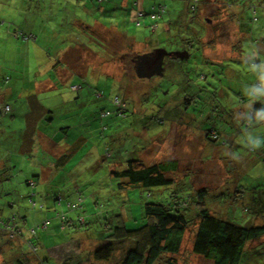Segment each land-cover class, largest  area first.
Returning <instances> with one entry per match:
<instances>
[{
  "label": "rangeland",
  "instance_id": "1",
  "mask_svg": "<svg viewBox=\"0 0 264 264\" xmlns=\"http://www.w3.org/2000/svg\"><path fill=\"white\" fill-rule=\"evenodd\" d=\"M10 1L12 3L9 6L0 9V12L6 9L9 14V16H0V67H4L1 77L2 83L8 81L4 79V76L8 75L10 83L17 81L19 84L20 78L16 70L26 68L30 72L29 67L33 65L32 51L35 38L28 36V32L22 34L20 30L22 27L18 26L23 17L19 11L22 0L20 2ZM127 1L131 8L123 7L121 4L118 6V0H89L95 6H105L107 17H110V13L114 10L113 17L117 21L120 20L118 23L123 27L125 24L122 20L128 18L127 26L131 30L130 34L137 38L134 49L139 53L163 47L168 51L178 52L179 54L175 56H180L184 51L187 52V47H190L188 48L190 50L188 60L183 58L184 56L171 60V64L175 63L174 65L182 68L185 74H182L177 67L168 71V65L165 63L169 62V58H165L164 65L168 80L175 74L181 77L173 78L175 82L170 85H165V77L157 76L150 79H139L141 81L138 80L139 82L131 84L124 73L119 81H106L103 84L105 81L99 80L97 86L86 87L80 95L84 94L89 100V113L83 112L84 114L87 112L89 125L85 123L81 115L64 117L65 108L58 103L62 87L55 88L54 91L58 92L53 95L57 97L45 99L46 104L55 110L56 115L48 114L52 117L49 126L56 129L65 125L66 122L70 123V135L76 138L79 134H83L84 139L76 145L71 157L57 169L54 177L55 170L50 176L43 178L44 182H40L37 176H30L34 173L27 172V164L33 162L34 157L26 154V157L22 156V158L27 160H19L9 171L16 173L17 169H21L19 176H30L34 183L12 181V178L10 180L12 182L0 181V264H17L19 260L41 264L40 256L46 258V255L47 264H55V259L59 260L62 258L61 255L67 259L73 258L75 261L79 258V262L84 259V264H97L90 253L102 244L115 240L111 237L115 225V214L122 215L127 229L137 228L143 220L144 202H167L168 190L175 187V185L169 188L134 186L121 191L108 175L109 168L118 169L120 167L117 166L118 163H121L123 167L127 160L139 159L141 156H144V161L148 156L150 159L148 163L164 158H176L178 172L172 173L175 181H179L182 176L187 179L190 177L191 184L196 187L201 184L200 175L208 178V181L213 184L220 181L219 178L223 179L226 174L223 173L225 165L223 166L218 160L219 157L217 159V149L214 150L216 155L210 157L212 155L210 144L205 141V146L201 145L203 140L197 132V130L204 131L206 128L204 124L209 123L205 119L198 118L197 112L201 108L204 95L211 91L218 101L225 104L224 108L221 107V115L217 119L223 118L227 124L232 121V127L226 129V132L234 138L235 145L232 154L237 157L233 162L225 163L228 171L234 174L233 178L235 175L238 177L237 180L241 185L247 187L264 181V165L258 161L259 157H257V154H261L262 147L251 150L249 142L237 143L238 138L243 134L248 135L249 133L250 137L264 134V128L260 129L259 123L247 128L241 123L239 117L245 113L248 103H241L237 92L246 89L244 93H247L248 83L252 84L256 78L264 81L262 75L256 76L254 72L255 68L261 73L264 71V53L254 56L257 47L255 39L257 38H247V35L239 38L241 35L237 33L236 6L241 0ZM2 2L5 3L4 0ZM249 3H251L250 0H244L243 4ZM29 4L26 3V7ZM80 12L85 15L89 14L82 8ZM206 18L210 19L206 20ZM258 18L261 20L260 24L264 26V19L260 16ZM28 21L32 25L34 17L29 18ZM17 27L20 29H16ZM168 27L171 28V34L167 31ZM251 28L254 29L250 32L256 34L255 24H252ZM144 31L147 34L151 32L153 37L151 41L139 46V34ZM170 35H173L171 43L176 41L174 37L182 39V41L177 40L178 44H174L172 49L167 48L170 46H167L165 40L163 41L166 36ZM191 35L196 39L192 45H189L193 40ZM90 39L95 40L92 37ZM43 41L37 39L36 44L44 46ZM96 42L99 43V40L96 39ZM122 42L123 37H120L118 47L122 48ZM95 49L104 53L106 58L108 57L99 46H95ZM249 55L252 56L250 59L255 57L257 66H249L250 73H247L244 70V62ZM72 62H77L76 55L72 58ZM128 74L134 77L131 70ZM188 78L190 86H187ZM159 79L161 80L157 82ZM72 83L79 84L76 80ZM165 87H169L171 92L178 89L181 93L186 90L197 91L198 96L190 104H187L189 102L187 98L181 97L170 98L165 104ZM19 97L18 90L12 95L3 97L4 101L0 100V112L5 104L12 105L14 100L19 101ZM119 103L126 105L123 114L116 110L115 105L120 106ZM81 104L82 102L79 106ZM101 111L106 112L107 115H101ZM4 113L2 124L7 130V146H9L16 140L14 129L18 130L24 126L20 115L22 110L17 109ZM233 115L236 118L232 119ZM162 118H165V123L160 121ZM5 119H11V124L3 123ZM217 123L220 124V121L217 120ZM46 124V120L39 123L43 128ZM2 144L1 142L0 150ZM146 144L149 145L144 151L142 149ZM224 147H231V143L224 144ZM10 156L14 164L15 160L11 154ZM206 157H210L209 160H204ZM112 161L115 163L113 164ZM28 168H30L29 165ZM187 172L193 174L185 175ZM210 182L205 183L214 186ZM1 187L13 190L1 193ZM15 187L17 190L21 189V192L14 191ZM17 193L20 197H16ZM80 199L83 202L81 208H73V204L69 206L68 202L75 204ZM11 200H14V208H10L7 204L12 202ZM210 208L213 212H219L221 216L223 212L225 213V209L219 210L216 201L211 203ZM233 208L236 215L244 213L238 202H233ZM109 225L113 227L109 229ZM11 231H19L21 234L16 236ZM192 231L193 225L188 227L180 250L174 255L177 264H213L210 259L192 253ZM64 240L70 242L65 245L67 247H56L55 244L61 245L60 242ZM72 240H76L77 243ZM257 242L250 243L248 247H254ZM129 243V239L115 241L112 258L104 262L100 261L99 264H118L120 256L126 247H129Z\"/></svg>",
  "mask_w": 264,
  "mask_h": 264
},
{
  "label": "trees",
  "instance_id": "2",
  "mask_svg": "<svg viewBox=\"0 0 264 264\" xmlns=\"http://www.w3.org/2000/svg\"><path fill=\"white\" fill-rule=\"evenodd\" d=\"M250 1L253 3L252 0ZM240 3H244V0H241ZM251 3L246 4L250 12L247 13L248 17L246 18L248 19L250 17L249 20L246 21L247 23L249 22L248 37L258 38V33L252 34L250 32L251 29H254L251 28L252 24H255L256 30L258 28V14L257 11H255L257 6L255 7L254 4ZM121 5L123 4L121 3ZM123 7L131 8V6L128 5H123ZM163 9L164 8L162 7V10ZM105 15H107V13H105ZM208 19L210 18H206V20ZM122 23L124 22L122 21ZM167 31L170 33L171 28L168 27ZM91 33L90 35H92ZM172 36L173 35H170L169 37L166 36L163 39V41L165 40L167 42V46H170L167 48L170 49H172L174 44H178L177 40L182 41L181 37H174L176 41L171 43ZM91 37L92 36H90V38ZM152 37L153 35L151 32L147 34V32L144 31L139 35V41L146 44L148 41L152 40ZM190 37H192L193 40L189 45H192L196 37L193 35ZM256 44L257 47L254 56L255 54L262 53L258 47L259 43L257 42ZM188 48L190 47H187V52L184 51L183 53V58H186V60L189 59L190 55V50ZM177 54L179 53L177 52ZM251 57L252 56L249 55L244 62V70L247 71V73H250L249 66H257V60L255 57L250 59ZM179 58L180 56H177L176 60ZM174 64H172L173 66L168 67V71L177 67L182 74H185L182 68H179V66ZM254 72L256 76L262 75L264 77V71L261 73L259 69L255 68ZM164 77L165 85H170L175 82V80L173 81V78L179 77V75L175 74L168 80V74L165 73ZM160 80L161 79L157 80V82ZM189 81L188 78L186 80V82H188L187 86H190ZM262 84H264V81L262 82L260 79L256 78L252 84L248 83L247 93L242 92L243 90L237 92L241 103L250 104L247 106L248 109H245V113L239 115L241 123L247 128L254 126L257 123H259L258 125L260 126V129L263 128L262 125L264 124V119L258 117L256 113L258 109H264V99H255L258 95L256 89ZM79 86L81 87V85ZM244 90L246 91V89ZM128 91H130V88H128ZM196 96H198L197 91L193 92L186 90L181 93L178 89L171 92L169 87H165V104H167V101L170 98L177 97L183 99L187 98L189 101L187 104H190ZM204 96L205 98L201 100V108L198 110L197 116L198 118H201V120H207L209 123L204 124L206 127L204 131L197 130V132L200 133L201 139L203 140L201 145L203 144V146H205V141L210 144V152L212 153L210 157L216 155L214 150L217 149V159L219 157L218 160L222 162L223 166L225 165L223 173L225 172L226 174L223 179L221 177L219 178L220 181L214 182L213 184L208 181V178H204V176L200 175L201 184L196 187L191 184V181L189 180L190 177L187 179L185 176H182L179 181H175L172 173L178 172V161L176 158H164L149 164L143 162L141 159H130L125 162L123 167H121V163H118L117 166H120L118 169H116V167L109 168L108 175L110 179L121 191L130 189L134 186H141L143 188L165 186L166 188H169L170 186L175 185V187L168 190L167 202H144L143 220L137 228L127 229L124 225V218L122 215L115 214L114 227L109 225V229L113 227V234L111 237H114L113 239L115 240H113V242L110 240V242L102 244L90 253L95 263L99 264L102 261L104 262L112 258L111 254L114 250L113 243L115 241L129 239V247H126L122 256H120L118 264H177L174 255L179 252L184 234L188 227L193 225L192 253L210 259L213 264H250L249 262L251 260V264H264V181L263 183L256 184L252 187H247L241 185L239 180H237L238 177L235 175L233 178L234 174L228 171L225 163L233 162L237 157V155L232 154V149L235 145L234 138L229 132H226V129L232 127V121L227 124L223 118L217 119L221 115V107L224 108L225 104L218 101L212 91ZM119 105L120 106L115 105L116 110L123 114L125 110L124 106L126 105L125 103H119ZM9 111H11V105L5 104L2 108V112H0V126H2V117L5 115L4 112ZM239 111L241 114V110ZM100 114L107 115L104 111H101ZM234 118L236 117L233 115L232 119ZM161 120L165 123V118L160 119V121ZM217 120L220 121V124L217 123ZM215 121L217 125L215 124ZM48 129L54 130L55 128L50 127L46 130ZM261 137L263 138L264 135L257 136L256 138ZM249 138V133L248 135L243 134L238 138L237 143L240 144L247 141L250 145ZM228 142L231 143V147H224V144L227 145ZM147 145L149 144L144 145L142 150L145 151ZM249 148L252 150V147ZM260 152L261 154H257V157H259L258 161L264 165V146H262ZM210 157H206L207 159L205 158L204 160H209ZM112 163L114 164L115 162L112 161ZM187 173L185 175L191 176L193 174L190 172ZM2 180L4 179H1L0 177V181ZM28 181L32 184L34 183L31 177L27 179L26 183ZM205 182H210L214 186L206 184ZM7 192L8 191L1 187V193ZM11 201L14 205L9 206L10 208H14V200ZM213 201H216L220 211L225 209V213L223 212L222 216L218 214L219 212H213L212 208H210ZM78 202V204L71 202H68V204L69 206L73 204V208H81V204L83 203L82 199ZM233 202H238L240 204L241 210L244 211L242 215L234 214L235 209L233 208ZM11 232L12 234L15 233L16 236L21 234L19 231ZM257 241L261 242L258 243ZM72 242L77 243L76 240H72ZM254 242H257V245L252 248L248 247L250 243ZM45 257L47 259L41 256V264L42 262L47 264L48 257ZM17 264L30 263L19 260ZM55 264L58 263L55 262Z\"/></svg>",
  "mask_w": 264,
  "mask_h": 264
},
{
  "label": "crops",
  "instance_id": "3",
  "mask_svg": "<svg viewBox=\"0 0 264 264\" xmlns=\"http://www.w3.org/2000/svg\"><path fill=\"white\" fill-rule=\"evenodd\" d=\"M16 1L20 2V0ZM4 2L0 0V5H2L0 9L12 3L10 0H4ZM252 2L255 7L257 6V10L255 9V11H257L258 16L264 19V0H252ZM26 3H30L28 7H26ZM121 3L125 6L128 5L127 0H118L117 4L120 5ZM113 7L115 9L116 4ZM81 8L85 9L89 14L85 15L83 12H80ZM105 10V6H95L89 0H22L19 11L23 14V17L21 24L18 25L22 28L17 27L16 29H20L22 34L28 32L30 35H33V39L35 38L32 51L33 65L27 63L30 65V72L26 68L16 70L19 74V84L21 85L17 81L10 83L8 75L4 76V79L8 81L2 83L1 76L4 67H0V100L18 90L20 99L19 101H13L14 104L11 105V110H22L20 115L24 125L18 130L17 128L14 129L16 140L9 146H7V130L3 124L0 126V143H3L0 150L1 179L11 180L12 178V180L26 183L28 177L37 176L40 182H44L43 178L50 176L53 170H55L53 177L55 176L57 169L71 157L76 145L84 139L83 134H79L76 138H73L70 135L71 124L67 122L57 129L46 130L50 128L49 121L52 119L51 116L56 115L55 110L46 104L47 101L45 99L55 96L53 93L58 92L54 91L56 87H62L59 92L58 103H61L65 108L64 117L74 116L75 114L81 115V118L83 119L84 117L85 123L89 125V117L87 115V112L89 113V100L84 94L80 96L86 87H90L91 85L97 86L98 81L101 79L105 81L103 84L106 81H119L122 73L129 79L131 84L141 81L139 80L141 78L126 74V65L123 66L121 64L122 60L120 58L123 51H128L126 55L129 57L131 56L130 54L139 53L138 50L134 49L137 38L135 35L130 34L131 30L127 26L128 18L122 20L126 23L123 27L118 23L120 20L117 21L113 17L115 15L114 10L110 13V17L105 15ZM248 12L249 9L246 5L238 3L236 6L237 33L241 35V38L244 35H247L248 38L249 35V22H246L250 18L246 19ZM0 16H9V14L5 9L0 12ZM31 17H34L32 25L28 21ZM260 21V18H258L257 33L259 39H255V42L259 43V50L264 53V26L260 24ZM90 36L95 40H91ZM120 37H123L122 48L118 47ZM37 39L44 40L43 43L45 45L36 44ZM96 39L99 40V43L96 42ZM138 42L139 46L144 44L139 39ZM95 46L102 48L108 57L106 58L104 53L96 50ZM27 52L29 59L30 48ZM75 55L77 62L73 63L72 58ZM75 80L79 82L78 85L72 83ZM72 85L75 86L74 90ZM81 102L82 104L79 106ZM247 105L249 106L250 104L248 103ZM84 111H87L85 112L86 114L83 113ZM42 120L47 121L44 128L39 125ZM10 122L11 119L3 121L7 125L11 124ZM262 127L264 128V126ZM10 154L15 160L14 164ZM26 154L34 157L33 162L27 164V172H30V174L33 172L34 175L20 177L19 172L21 169H17L16 173L9 171L19 160L26 161V158H22V156L26 157ZM143 158L144 156H141L139 159L149 164L148 161L150 159H148V156L145 161ZM28 165L30 168H28ZM36 165H38L37 168H35ZM4 190L11 191L12 189L4 188ZM14 191L21 192V189L17 190V187H15ZM16 195V197H20L19 193ZM7 204L10 206L14 205L13 202ZM63 242H61V245L55 244L56 247H67L65 245L70 243ZM61 257L59 260L55 259L58 264L85 263L84 260L79 262V258L78 261H75L73 258H64L63 255Z\"/></svg>",
  "mask_w": 264,
  "mask_h": 264
},
{
  "label": "water",
  "instance_id": "4",
  "mask_svg": "<svg viewBox=\"0 0 264 264\" xmlns=\"http://www.w3.org/2000/svg\"><path fill=\"white\" fill-rule=\"evenodd\" d=\"M165 48L159 47L151 51L140 53L134 57V72L139 78L160 76L163 72V58L170 55Z\"/></svg>",
  "mask_w": 264,
  "mask_h": 264
},
{
  "label": "flooded vegetation",
  "instance_id": "5",
  "mask_svg": "<svg viewBox=\"0 0 264 264\" xmlns=\"http://www.w3.org/2000/svg\"><path fill=\"white\" fill-rule=\"evenodd\" d=\"M32 36V38H33V35H31ZM163 48V47H162ZM130 50H131V47H130ZM167 50V49H166ZM168 51V50H167ZM128 52V51H127ZM126 51H125V53L123 52V54L121 55V64L123 65V66H125V68H126V70H125V73L126 74H128V72L131 70L132 72H133V74H134V77H137L136 76V74H135V72H134V57H135V55H137V54H140V53H135V54H130L131 56L129 57L128 55H126V53H127ZM169 53H171L170 55H166V56H164V58H163V72H162V75H160V76H157V77H164L165 76V65H168V67H170V66H173L172 64H171V60L173 59V58H177V56H175V55H178L177 53H174V52H172V51H168ZM145 53V52H144ZM181 57L180 58H182V56H184L183 55V53H182V55H180ZM165 58L167 59V58H169V62L166 64L165 63V65H164V62H165ZM130 59V60H129ZM130 62V63H129ZM129 63V64H128ZM174 64V63H173ZM152 77H154V76H151L150 78H152ZM139 78V77H138ZM150 78H141V79H150ZM161 121H163V120H161Z\"/></svg>",
  "mask_w": 264,
  "mask_h": 264
},
{
  "label": "clouds",
  "instance_id": "6",
  "mask_svg": "<svg viewBox=\"0 0 264 264\" xmlns=\"http://www.w3.org/2000/svg\"><path fill=\"white\" fill-rule=\"evenodd\" d=\"M256 92L258 95L255 97V99H264V84L257 88ZM256 115L261 119H264V109H258ZM249 139L251 141L250 146L253 149H259L264 146V138L250 137Z\"/></svg>",
  "mask_w": 264,
  "mask_h": 264
},
{
  "label": "built area",
  "instance_id": "7",
  "mask_svg": "<svg viewBox=\"0 0 264 264\" xmlns=\"http://www.w3.org/2000/svg\"><path fill=\"white\" fill-rule=\"evenodd\" d=\"M28 36L32 37L30 34ZM6 109H7V107H6Z\"/></svg>",
  "mask_w": 264,
  "mask_h": 264
}]
</instances>
